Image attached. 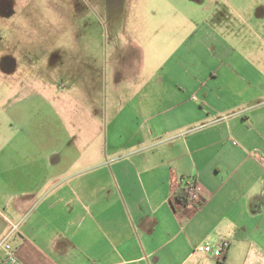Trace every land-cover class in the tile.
I'll return each instance as SVG.
<instances>
[{"label":"crops","instance_id":"crops-1","mask_svg":"<svg viewBox=\"0 0 264 264\" xmlns=\"http://www.w3.org/2000/svg\"><path fill=\"white\" fill-rule=\"evenodd\" d=\"M153 1L131 87L69 112L38 94L61 133L37 138L23 116L31 148L0 145V238L20 264H264V23L257 36L242 2L188 0L192 16ZM187 178L202 206L175 198ZM219 240L220 262L196 250Z\"/></svg>","mask_w":264,"mask_h":264},{"label":"rangeland","instance_id":"rangeland-1","mask_svg":"<svg viewBox=\"0 0 264 264\" xmlns=\"http://www.w3.org/2000/svg\"><path fill=\"white\" fill-rule=\"evenodd\" d=\"M159 2L160 6L182 8L192 16L190 8L197 4L188 0ZM230 2L234 6L241 2L251 6L252 27H256L257 36H263V0ZM156 3L153 0H0V145L11 139L12 146L8 147L12 149L31 148L29 144H20L21 136L27 133L23 116H36L39 120L33 132L37 138L61 133L58 118L49 106L41 104L36 98L38 94L43 93L49 100L64 101V109L69 112L75 104L80 106L89 90L87 98L99 105L110 102L109 95L103 93L105 87L111 88L113 84L131 87L133 74L140 65L132 43L134 26L139 23L140 9L157 7ZM249 38L252 47L256 38L253 34ZM118 79L120 83L116 82ZM15 98L16 104H11ZM36 103L42 105L39 113L35 110ZM21 127L25 131L23 135ZM1 251L4 250L0 248Z\"/></svg>","mask_w":264,"mask_h":264},{"label":"built area","instance_id":"built-area-1","mask_svg":"<svg viewBox=\"0 0 264 264\" xmlns=\"http://www.w3.org/2000/svg\"><path fill=\"white\" fill-rule=\"evenodd\" d=\"M254 156L257 158L260 165L264 169V158L257 155L256 153H254ZM184 181H185L184 182L185 188L188 193V202L186 206L187 207L202 206L204 203V199L202 198L199 192L196 180L193 178H187ZM7 238L8 237H5L0 241V248H2L6 252L7 264H20L14 255L11 245L7 242ZM228 246H229V242L227 240H219L217 242L204 241L196 246V250L220 262Z\"/></svg>","mask_w":264,"mask_h":264},{"label":"trees","instance_id":"trees-1","mask_svg":"<svg viewBox=\"0 0 264 264\" xmlns=\"http://www.w3.org/2000/svg\"><path fill=\"white\" fill-rule=\"evenodd\" d=\"M185 179H181V189L180 191L176 194L175 198L177 199L178 202H180L183 205H186L188 202V193L187 190L185 188Z\"/></svg>","mask_w":264,"mask_h":264}]
</instances>
